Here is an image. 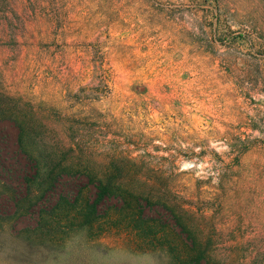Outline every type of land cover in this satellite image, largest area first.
I'll use <instances>...</instances> for the list:
<instances>
[{
  "label": "rangeland",
  "instance_id": "rangeland-1",
  "mask_svg": "<svg viewBox=\"0 0 264 264\" xmlns=\"http://www.w3.org/2000/svg\"><path fill=\"white\" fill-rule=\"evenodd\" d=\"M44 5L33 27L59 36L65 52L57 67L65 64L61 77L74 99L63 102L57 93L62 81L34 65L25 74L15 70L21 64L5 68L0 62V83L69 113L81 110L82 117L105 115L111 135L104 131L102 141L133 142L134 157L169 158L167 168L178 169L201 208H212L224 196L213 189L218 181L208 179L218 156L229 163L241 154L238 194L231 193L239 204L234 220H242L247 238L263 236L264 0ZM100 78V97L77 92L96 89ZM70 126L82 135L91 127ZM6 134L16 143L10 123L0 126V141ZM17 161L16 168L0 172V264H161L159 255L104 238V226L89 228L68 217L69 201L57 202L76 196L80 181L74 173L62 178L63 185H51L43 175L29 184L34 162L22 152ZM55 204L59 209L52 210Z\"/></svg>",
  "mask_w": 264,
  "mask_h": 264
},
{
  "label": "trees",
  "instance_id": "trees-1",
  "mask_svg": "<svg viewBox=\"0 0 264 264\" xmlns=\"http://www.w3.org/2000/svg\"><path fill=\"white\" fill-rule=\"evenodd\" d=\"M46 2L0 0V62L6 63L5 68L21 64L15 70L25 74L32 65L51 73L62 81L57 93L67 102L74 99L73 90L61 77L65 64L57 67L64 45L58 44V35L52 38L53 34L33 27L44 15ZM103 80L96 89L77 92L100 97ZM57 89L54 86L53 91ZM65 109L12 93L0 83V126L10 123L16 129V143L11 145L7 134L0 141V172L16 168L17 154L22 152L34 162L29 184L43 175L49 184L63 185L62 178L74 173L80 181L76 196H61L57 202L69 201L64 206L68 217L89 228L104 226V238L126 240L134 251L159 255L161 264H264V235L247 238L242 220H234L239 204L231 193L238 194L235 178L241 154L229 163L218 156V166H212L208 179L218 181L213 189L224 196L216 198L212 208H201L181 183L178 169L167 168L169 158L150 153L134 157L135 150L129 148L137 146L133 142L101 140L104 131L111 135L105 115L82 117L81 110ZM71 124L93 128L84 129L88 134L82 135ZM57 204L52 210L59 209Z\"/></svg>",
  "mask_w": 264,
  "mask_h": 264
}]
</instances>
